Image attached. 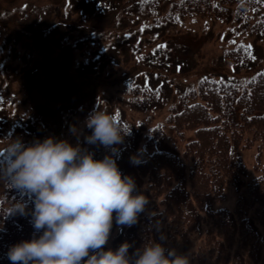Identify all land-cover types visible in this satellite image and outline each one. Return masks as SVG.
I'll use <instances>...</instances> for the list:
<instances>
[{
    "label": "rangeland",
    "instance_id": "1",
    "mask_svg": "<svg viewBox=\"0 0 264 264\" xmlns=\"http://www.w3.org/2000/svg\"><path fill=\"white\" fill-rule=\"evenodd\" d=\"M72 1L0 0V155L6 139L19 137L27 145L51 136L80 145L97 160L111 155L118 165L122 159L118 148L85 141L92 133L86 119L94 109L132 121L138 145L144 143L150 126L163 120L178 92L200 76L243 82L264 67V32L237 28L232 19L208 11L171 18L166 14L170 0H160L158 12L151 9L149 16L140 14L135 4L126 7L123 0L113 10L100 12L94 5L74 7ZM239 41L252 45L254 57L246 64L234 63L226 54ZM148 79L162 85L166 103L132 106L126 97L129 86ZM162 126L164 136L152 146L181 153L192 130L185 129L182 138L169 123ZM259 146L258 153L256 144L240 147L250 174L255 163L261 168L256 173L264 169V142ZM127 156L126 174L143 186L145 176L133 168L131 153ZM239 189L244 187L226 183L212 206L233 208ZM115 215L105 250L117 240L121 225Z\"/></svg>",
    "mask_w": 264,
    "mask_h": 264
},
{
    "label": "trees",
    "instance_id": "2",
    "mask_svg": "<svg viewBox=\"0 0 264 264\" xmlns=\"http://www.w3.org/2000/svg\"><path fill=\"white\" fill-rule=\"evenodd\" d=\"M119 1L73 0L71 5H94L100 12L113 10ZM159 1L123 0V5L135 4L140 14L149 16L151 9L158 12L155 7ZM263 5L264 0H170L166 14L172 18L179 13L208 11L232 19L237 28L264 32ZM226 54L234 63L243 64L254 57L252 45L246 41H239ZM126 97L132 106L166 103L162 85L149 83V79L130 85ZM115 119L126 130L122 132L123 142L113 145L122 157L117 166L123 176H128L123 161L131 153L133 168L146 180L143 186L134 180L133 195H145L148 203L137 223L117 227L112 250L128 242L131 256L155 241L178 253H189L191 264H264V179H257L264 178V169L256 173L261 168L255 163L250 174L240 152V147L256 144L258 153L264 142V67L243 82L200 76L195 84L178 92L163 120L150 126L142 144L135 145L137 129L132 121L121 116ZM163 123H169L182 138L185 129L192 130L181 153L152 146L164 136ZM133 157L138 162L134 163ZM226 183L244 187L237 193L235 206H212ZM18 202L26 204L24 214L11 212ZM33 210L30 194L11 187L4 177L0 191V264H11L8 251L12 245L41 234L33 228Z\"/></svg>",
    "mask_w": 264,
    "mask_h": 264
},
{
    "label": "clouds",
    "instance_id": "3",
    "mask_svg": "<svg viewBox=\"0 0 264 264\" xmlns=\"http://www.w3.org/2000/svg\"><path fill=\"white\" fill-rule=\"evenodd\" d=\"M86 126L92 130L85 137L88 144L119 145L126 132L100 108L89 114ZM6 141L0 174L11 187L30 194L33 228L41 233L9 248L11 264H191L189 253L155 241L131 256L128 242L115 250L104 249L113 213L118 225L131 226L148 203L145 195H133L134 179L122 175L111 155L97 160L80 145L51 136L27 145L19 137ZM132 160L138 162L136 157ZM25 208L18 202L11 212L24 214Z\"/></svg>",
    "mask_w": 264,
    "mask_h": 264
}]
</instances>
